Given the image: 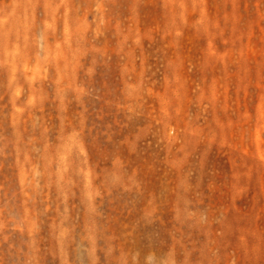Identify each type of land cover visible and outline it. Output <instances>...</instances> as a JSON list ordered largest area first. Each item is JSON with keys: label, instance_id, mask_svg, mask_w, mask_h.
I'll list each match as a JSON object with an SVG mask.
<instances>
[{"label": "rangeland", "instance_id": "obj_1", "mask_svg": "<svg viewBox=\"0 0 264 264\" xmlns=\"http://www.w3.org/2000/svg\"><path fill=\"white\" fill-rule=\"evenodd\" d=\"M0 264H264V0H0Z\"/></svg>", "mask_w": 264, "mask_h": 264}]
</instances>
